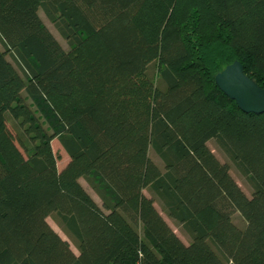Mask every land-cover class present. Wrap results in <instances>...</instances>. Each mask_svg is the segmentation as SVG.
I'll return each instance as SVG.
<instances>
[{"label":"trees","instance_id":"16d2710c","mask_svg":"<svg viewBox=\"0 0 264 264\" xmlns=\"http://www.w3.org/2000/svg\"><path fill=\"white\" fill-rule=\"evenodd\" d=\"M0 40V264H264V113L214 83L264 88V0H0Z\"/></svg>","mask_w":264,"mask_h":264},{"label":"rangeland","instance_id":"374dc122","mask_svg":"<svg viewBox=\"0 0 264 264\" xmlns=\"http://www.w3.org/2000/svg\"><path fill=\"white\" fill-rule=\"evenodd\" d=\"M38 13L42 19V21L44 22V24L47 26V28L52 32V34L55 36V38L58 40V42L61 44V46L67 50L69 48L66 40L60 35V33L58 32V30L56 29L54 23L52 20H50L44 13L42 8H39ZM0 49L4 50L3 44L1 43L0 40ZM6 53V58L8 60H10L12 63H14L13 59L10 57V55ZM23 95H25V93H23ZM27 103H31V101L29 99H26ZM32 109H35V106L32 105ZM39 115V113H37ZM7 127L8 129L11 131V133L13 134L16 144L18 146H20V148L22 147L19 144V141L17 140V135H16V130L14 127V124L12 122V120L10 118H8V122H7ZM208 147L211 149V151L213 152V154L216 156V158L221 161V162H225L229 165V172L231 174V176L234 178V180L237 182V184L240 186V188L243 190V192L245 194H247L248 196H250L251 194V189L248 186V184L246 183L245 179L243 178V176L237 171V169L235 168L234 164L231 162V160L219 149L215 139H210L207 142ZM51 147L53 152L56 154L57 156V167L58 169H61L69 160L68 155L66 154V152L63 150V148L60 146L58 140L56 138L51 140ZM22 149V148H21ZM149 156L150 158L156 162V164L161 167V169L163 168V163L160 160V158H158V156L156 155V153L150 149L149 150ZM80 182L83 185V187L88 191V193L93 197V199L100 205L101 201L99 199V197L95 194V192L91 189V187L88 185V183L83 179L80 178ZM144 193L147 196H151V192L149 191V189H145ZM155 207L157 208V210L161 213L162 217L166 220V222L171 226V228L174 230V232L185 242L187 243L189 241L188 237L182 232L181 228L179 226H177L175 224V222L173 220H171L166 214L165 212L162 210L161 206L159 205V203L156 201L155 202ZM233 221L236 225H238L239 227H243L245 224V220L243 219V217H241L240 213L237 211L233 214L232 216ZM47 221L48 223L52 226V228L64 239H67L70 241V239H68V237L63 233V231L61 230V228L59 227L54 215H50L47 217ZM71 243V242H70ZM72 245V243H71Z\"/></svg>","mask_w":264,"mask_h":264},{"label":"water","instance_id":"95a60500","mask_svg":"<svg viewBox=\"0 0 264 264\" xmlns=\"http://www.w3.org/2000/svg\"><path fill=\"white\" fill-rule=\"evenodd\" d=\"M214 83L243 113H264V88L244 72L240 61L234 60L215 73Z\"/></svg>","mask_w":264,"mask_h":264},{"label":"crops","instance_id":"0c3cea01","mask_svg":"<svg viewBox=\"0 0 264 264\" xmlns=\"http://www.w3.org/2000/svg\"><path fill=\"white\" fill-rule=\"evenodd\" d=\"M70 242L72 243V245H71V243H70V246H71L72 251H73L76 255H78V254H79L78 248L75 246V244H74V242H73L72 240H70Z\"/></svg>","mask_w":264,"mask_h":264}]
</instances>
